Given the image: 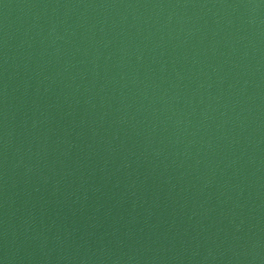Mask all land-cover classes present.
<instances>
[{"label": "water", "instance_id": "obj_1", "mask_svg": "<svg viewBox=\"0 0 264 264\" xmlns=\"http://www.w3.org/2000/svg\"><path fill=\"white\" fill-rule=\"evenodd\" d=\"M0 264H264V0H0Z\"/></svg>", "mask_w": 264, "mask_h": 264}]
</instances>
